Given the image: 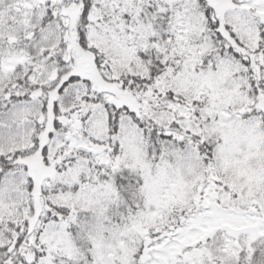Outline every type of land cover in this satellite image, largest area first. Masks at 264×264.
Returning a JSON list of instances; mask_svg holds the SVG:
<instances>
[{
  "label": "snow or ice",
  "instance_id": "obj_1",
  "mask_svg": "<svg viewBox=\"0 0 264 264\" xmlns=\"http://www.w3.org/2000/svg\"><path fill=\"white\" fill-rule=\"evenodd\" d=\"M0 264H264V0H0Z\"/></svg>",
  "mask_w": 264,
  "mask_h": 264
}]
</instances>
